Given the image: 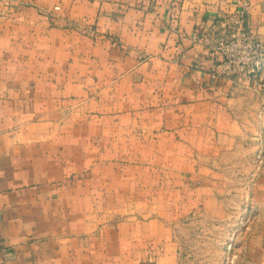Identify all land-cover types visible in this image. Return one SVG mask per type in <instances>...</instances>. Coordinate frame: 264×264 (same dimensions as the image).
Wrapping results in <instances>:
<instances>
[{
	"label": "crops",
	"instance_id": "0c3cea01",
	"mask_svg": "<svg viewBox=\"0 0 264 264\" xmlns=\"http://www.w3.org/2000/svg\"><path fill=\"white\" fill-rule=\"evenodd\" d=\"M242 1L264 36V0L0 2V264H140L159 246L168 217L143 207L185 203L191 159L240 139L264 90L217 79L216 43L192 39ZM248 204L235 264H264V171Z\"/></svg>",
	"mask_w": 264,
	"mask_h": 264
},
{
	"label": "rangeland",
	"instance_id": "374dc122",
	"mask_svg": "<svg viewBox=\"0 0 264 264\" xmlns=\"http://www.w3.org/2000/svg\"><path fill=\"white\" fill-rule=\"evenodd\" d=\"M263 103L264 90L242 105V118L249 124L240 139L225 143L226 149L215 150L211 157L191 159L185 203L174 194L170 207L165 199L155 212L143 207L144 218L168 217V230L157 248L144 252L140 264H235L253 216L248 204L252 186L264 171Z\"/></svg>",
	"mask_w": 264,
	"mask_h": 264
},
{
	"label": "built area",
	"instance_id": "2783aa9c",
	"mask_svg": "<svg viewBox=\"0 0 264 264\" xmlns=\"http://www.w3.org/2000/svg\"><path fill=\"white\" fill-rule=\"evenodd\" d=\"M249 9L250 4L242 1L235 10L229 9L217 18L213 36L200 31L192 36L194 41L206 45L216 43L220 59L215 77L232 80L240 86H252L257 79L264 78V36L252 32L247 21ZM262 114L264 117V105Z\"/></svg>",
	"mask_w": 264,
	"mask_h": 264
}]
</instances>
